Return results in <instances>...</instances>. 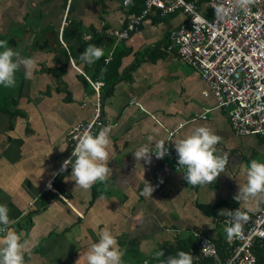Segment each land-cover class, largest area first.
Here are the masks:
<instances>
[{
	"label": "crops",
	"instance_id": "obj_1",
	"mask_svg": "<svg viewBox=\"0 0 264 264\" xmlns=\"http://www.w3.org/2000/svg\"><path fill=\"white\" fill-rule=\"evenodd\" d=\"M194 1L209 15L208 0ZM131 14L121 0H0V37L38 64L27 78L21 67L15 87L0 85V99L15 110L11 117L0 110V204L10 209L9 228L30 249L25 264H87L85 254L105 228L124 252L122 264H136L160 243L194 233L222 245L229 216L220 212H255L263 203L234 197L246 183L249 162H264V136L236 134L213 96L203 94L198 73L165 49L185 14L151 10L137 31L116 40L110 30L123 28ZM71 24L79 25L82 41L102 35L95 44L105 53L99 70L100 60L79 59L88 44L62 36ZM92 75L107 81L100 88L97 133L111 126L110 174L85 190L75 184L71 165L63 171L61 165L69 155L67 131L90 117L94 94L85 76ZM200 126L221 137L216 154L228 157L211 184H187L153 154L145 163L132 153L149 137L174 146ZM146 182L154 188L151 196L144 193Z\"/></svg>",
	"mask_w": 264,
	"mask_h": 264
},
{
	"label": "built area",
	"instance_id": "obj_2",
	"mask_svg": "<svg viewBox=\"0 0 264 264\" xmlns=\"http://www.w3.org/2000/svg\"><path fill=\"white\" fill-rule=\"evenodd\" d=\"M121 4L126 8L131 5H125L124 0ZM207 4L209 15L201 13L193 0H143L140 11L131 14L123 28L110 30L109 34L116 40H125L139 29L144 16L154 9L161 15L183 12L186 18L169 31L165 49L198 73L206 85L203 94L213 96L215 107L224 111L236 134L264 136V0H255L247 9L235 7L234 0H208ZM216 7L230 11L221 18L215 15ZM197 15L203 21L196 20ZM85 78L94 94L92 110L88 119L67 131L69 155L66 159H75L71 156L75 138L85 128L91 125V131L96 134L102 125L100 88L103 83ZM164 146L167 154L158 159L184 175L186 169L177 165L175 147ZM156 150L155 146L152 151ZM241 212L245 219L241 222L240 233L229 237L226 231L223 242L228 253L224 259L219 258L215 244L208 237L194 233L198 253L216 258L218 264H256L254 247L264 242V200L257 211ZM225 221L227 228L230 227L231 217ZM161 260L143 258L136 264H160Z\"/></svg>",
	"mask_w": 264,
	"mask_h": 264
},
{
	"label": "clouds",
	"instance_id": "obj_3",
	"mask_svg": "<svg viewBox=\"0 0 264 264\" xmlns=\"http://www.w3.org/2000/svg\"><path fill=\"white\" fill-rule=\"evenodd\" d=\"M131 2L132 0H124L125 5ZM254 2L255 0H234V6L247 9ZM228 11L230 9L216 7L215 15L222 18ZM196 20L203 21V18L197 15ZM0 49H2L0 50V85L6 88L15 87L16 73L21 67L25 70L26 78L31 77L33 71L37 69L38 64L35 59L21 57L19 51L9 47L6 40H0ZM104 54L102 47L89 44L80 54L79 59L85 64H93ZM110 131V125L102 127L96 134L91 131V125L85 128L82 134L75 138L76 144L71 153V156L75 157L74 161L69 158L61 165V171L71 165V176L74 177L75 184L85 190L90 189L97 181L104 182L108 179L110 168L107 149L111 143ZM220 141L221 137L210 128L200 126L174 143L178 156L177 165L186 169L184 179L187 184L193 186L211 184L220 173L225 171L228 157L216 154L215 146ZM152 143H155L156 151L151 150ZM164 144L163 141H153V138L149 137V143L141 145L132 153L137 161L143 159L145 163H150V154L154 153L157 158H163L167 154L168 150ZM243 171L246 175V183L238 186L234 200H264V162L253 159ZM153 191V186L146 182L144 193L151 196ZM9 212L10 209L6 204H0V233H3L0 236V264H25V253L30 249L26 246L27 242H22L20 235L9 228ZM220 214L231 217V226L227 228L228 236L239 234L242 229L241 222L245 219L244 214L238 209L235 211L225 209ZM123 255L124 252L116 237L105 228L100 233L99 240L90 245L85 258L87 264H122ZM163 256L162 250L154 253V259L159 260ZM160 264H193V255L178 251L175 256L161 260Z\"/></svg>",
	"mask_w": 264,
	"mask_h": 264
},
{
	"label": "trees",
	"instance_id": "obj_4",
	"mask_svg": "<svg viewBox=\"0 0 264 264\" xmlns=\"http://www.w3.org/2000/svg\"><path fill=\"white\" fill-rule=\"evenodd\" d=\"M142 2H143V0H133L130 7H128L129 12L138 13L141 9ZM62 36L64 38L65 37L75 38L80 43L81 47L85 44H88V45L89 44H97L102 39V35L93 34V35H91L90 39L87 40V42L82 41L81 31H80L78 24H71V26L65 27L63 29ZM0 40H3L2 37H0ZM55 40L57 42V45L60 46V42L58 41L57 37ZM65 55H66V53H65ZM99 60H100V62H97L95 64V66L97 67V70H99V67H101L103 65L102 57ZM96 77L97 78H94L92 75V78L91 77L90 78L91 79L100 78L99 75ZM105 83H107V81H104L103 84H105ZM100 93H101V91H100ZM100 95H101V99H102V94H100ZM9 104L10 103L7 102L4 98L0 99V110L3 112H7L9 114V116L11 117V116H13L15 110L11 111L9 109ZM196 243H197V238L195 236H189L187 238L177 240V242L175 244L166 243V242L160 243L159 245H157L155 252L158 250H162L164 253V256L161 257L160 259L165 260L168 256H175L178 251H185V252L191 253L193 255V264H218L216 258L206 257V256L200 255L198 253ZM216 248H217L219 258L224 259L228 253L226 248H225L224 242L222 245H217ZM254 253L256 255V264H264V242L260 243V244L257 243L255 245ZM149 259L157 260V259H154V254L152 257H149Z\"/></svg>",
	"mask_w": 264,
	"mask_h": 264
},
{
	"label": "rangeland",
	"instance_id": "obj_5",
	"mask_svg": "<svg viewBox=\"0 0 264 264\" xmlns=\"http://www.w3.org/2000/svg\"><path fill=\"white\" fill-rule=\"evenodd\" d=\"M142 259H143V257H142V258H140L139 260H142ZM138 262H139V261H138ZM138 262H137V263H138Z\"/></svg>",
	"mask_w": 264,
	"mask_h": 264
}]
</instances>
